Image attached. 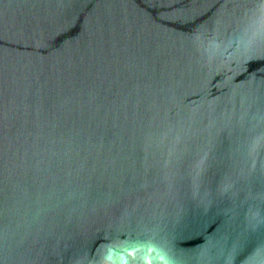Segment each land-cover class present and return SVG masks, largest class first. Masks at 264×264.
Masks as SVG:
<instances>
[{"label": "water", "instance_id": "water-1", "mask_svg": "<svg viewBox=\"0 0 264 264\" xmlns=\"http://www.w3.org/2000/svg\"><path fill=\"white\" fill-rule=\"evenodd\" d=\"M0 264H264V0H0Z\"/></svg>", "mask_w": 264, "mask_h": 264}]
</instances>
